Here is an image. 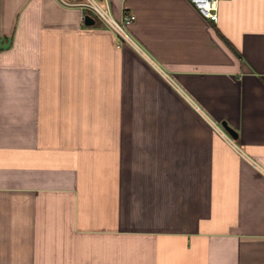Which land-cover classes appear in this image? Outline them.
<instances>
[{"label": "crops", "instance_id": "obj_1", "mask_svg": "<svg viewBox=\"0 0 264 264\" xmlns=\"http://www.w3.org/2000/svg\"><path fill=\"white\" fill-rule=\"evenodd\" d=\"M108 3L0 0V264H264V0Z\"/></svg>", "mask_w": 264, "mask_h": 264}, {"label": "built area", "instance_id": "obj_2", "mask_svg": "<svg viewBox=\"0 0 264 264\" xmlns=\"http://www.w3.org/2000/svg\"><path fill=\"white\" fill-rule=\"evenodd\" d=\"M68 5H78L83 8V18L86 13L91 14L95 19L109 27L117 37V45L124 42L131 43L127 34L126 26L135 20L134 12L125 13L122 18H115L108 3V0H60ZM197 11L204 17L213 21L217 20L218 0H188Z\"/></svg>", "mask_w": 264, "mask_h": 264}, {"label": "water", "instance_id": "obj_3", "mask_svg": "<svg viewBox=\"0 0 264 264\" xmlns=\"http://www.w3.org/2000/svg\"><path fill=\"white\" fill-rule=\"evenodd\" d=\"M96 19L89 13H86L84 15V22L87 25H92L94 24ZM221 126L231 135V137L236 138L237 137V132L233 127H231L226 121H221Z\"/></svg>", "mask_w": 264, "mask_h": 264}, {"label": "rangeland", "instance_id": "obj_4", "mask_svg": "<svg viewBox=\"0 0 264 264\" xmlns=\"http://www.w3.org/2000/svg\"><path fill=\"white\" fill-rule=\"evenodd\" d=\"M98 21V20H97Z\"/></svg>", "mask_w": 264, "mask_h": 264}]
</instances>
